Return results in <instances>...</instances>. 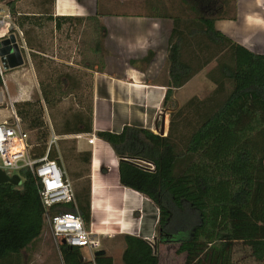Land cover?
<instances>
[{
	"label": "trees",
	"instance_id": "1",
	"mask_svg": "<svg viewBox=\"0 0 264 264\" xmlns=\"http://www.w3.org/2000/svg\"><path fill=\"white\" fill-rule=\"evenodd\" d=\"M3 1H8L16 17L19 0ZM231 1L235 0H181L176 14L163 17L174 23L165 67L169 90L164 105L171 108L167 136L136 128H126L122 134L96 133L119 159L121 185L148 198L159 212L154 243L124 236L123 264H160V245H177L176 253L185 255V264H235L238 243H250L254 256L264 260V55L252 53L216 29ZM54 3L38 0L39 7H50L49 13ZM49 13L41 15L55 24L57 32L64 26L80 32L77 65L86 70L82 73L67 65L55 69L50 81L41 83L42 97L15 104L24 129L37 134L34 158L45 155L51 139L45 110L73 92L77 107L69 110L59 136L93 134L94 72L106 68L107 29L100 20L105 14L100 4L93 17L54 18ZM21 20L16 24L24 32L30 18ZM153 57L151 53L144 63L148 65ZM212 63L216 67L208 79L215 90L176 109L174 90ZM59 144L71 145L63 149L65 160L72 155L87 166L88 173L75 193L76 204L57 205L51 214H79L90 229L92 152H78L76 139ZM49 158L62 166L56 149ZM21 174L25 179L21 186L0 185V264H30L25 252L41 239L46 227L37 180L29 171ZM60 254L63 264L87 263L80 248L62 245ZM94 262L114 264L107 254Z\"/></svg>",
	"mask_w": 264,
	"mask_h": 264
},
{
	"label": "crops",
	"instance_id": "2",
	"mask_svg": "<svg viewBox=\"0 0 264 264\" xmlns=\"http://www.w3.org/2000/svg\"><path fill=\"white\" fill-rule=\"evenodd\" d=\"M144 1H158L159 5L154 4L151 10L143 13H105L100 17L107 29L106 68L103 73L94 72L93 134L59 136L70 115L69 109H76L77 106L65 110L66 104L62 102L50 111L45 110L51 138L54 136L58 141L76 139L78 152H92L91 228L103 241L108 237L124 240L125 235L141 237L151 243L157 240V207L145 196L121 185L116 153L109 144L96 137L98 132L122 134L126 128L150 130L158 134L157 128L160 129L163 123L166 136L168 134L171 113L168 109L171 108L164 105L169 90V73L165 67L174 23L163 17L176 14L177 3L181 0L175 3L173 12L167 3L175 0ZM98 10L99 0H55L49 14L54 18H87L96 16ZM225 12L226 18L217 21L216 29L252 53L264 55V0L231 1ZM19 15L34 17L35 25L34 30L26 34L27 50L21 49L22 54L26 52L28 63L24 58V66L9 70L8 81H1L0 124L14 119L16 103L29 102L34 95L42 97L41 83H48L51 79L45 78V59L65 63L82 73L86 70L77 65L74 57L70 61H62L57 54L47 51L43 35L45 22L41 13ZM51 24L56 33L55 24ZM151 53L154 57L147 65L144 61ZM215 67L216 63L210 64L183 88L174 90L176 109L198 97V87L202 83L211 86V92L215 90L216 86L208 79V74ZM82 82L85 83L84 80ZM186 90L192 91L189 97L183 94ZM74 96L75 92L65 100L75 101ZM92 137L96 139L93 146L89 144ZM153 206L158 212L156 220L147 217ZM125 247L123 242L121 260ZM107 255L112 257L110 252ZM159 258L162 264L160 253ZM114 264H117L116 260Z\"/></svg>",
	"mask_w": 264,
	"mask_h": 264
},
{
	"label": "rangeland",
	"instance_id": "3",
	"mask_svg": "<svg viewBox=\"0 0 264 264\" xmlns=\"http://www.w3.org/2000/svg\"><path fill=\"white\" fill-rule=\"evenodd\" d=\"M150 2V1H144V0H99L100 4V10L107 14H135V13H143L145 10H151L154 4L159 5L158 1ZM178 0H175L174 2L167 3L169 9L171 11H174L175 3H177ZM179 3V2H178ZM177 3V4H178ZM6 4H8V1H6ZM16 10L18 12V15H16V23L17 19L18 22H21L24 17H29L30 20H28L24 26V32L25 31H32L34 30V17L22 15L20 16L19 13L22 14H31V13H45L50 10V7H39L38 6V0H19L16 6ZM169 12V11H168ZM170 13V12H169ZM44 19V18H43ZM44 38L46 43L47 51L50 54H57L58 58L62 61H70L73 57L76 58L75 61H79V41H80V32H73V29L69 28L68 26H64V29L62 32H53L52 30V24L49 22H46L44 20ZM69 28V30H68ZM43 33V32H42ZM23 55L25 58V61H27L26 52L23 51ZM45 78L52 77V74L54 73L55 69H61L63 66H65V63L56 62L54 60H50V62L45 59ZM69 67V66H68ZM22 70V69H20ZM1 78L2 80L8 81V71L4 74V77L0 75V84H1ZM47 78V80L49 79ZM2 86V84H1ZM3 87V86H2ZM212 87L208 85H202L198 87V98L204 99L211 95ZM211 92V93H210ZM210 93V94H209ZM183 94H185V97H189L190 94H192V91L186 90ZM38 96H33L32 100L36 99ZM31 100V101H32ZM63 103L66 105L65 110H68L70 107H76V101L73 99L63 100ZM61 102V103H62ZM62 103V104H63ZM61 104V105H62ZM184 103V105H186ZM183 105V106H184ZM182 106V107H183ZM70 110V109H69ZM170 112V109H168ZM14 119H11L9 123H13ZM27 131V130H26ZM31 138V144L32 147L36 143V132H29L27 131ZM159 134V133H158ZM51 141V139H50ZM60 143V142H59ZM64 145V146H63ZM59 144L58 148L56 150L58 151L60 155V162L62 163V166L66 169L69 179L72 182L74 192L76 193L81 187L82 184L85 183L87 180V166H83L80 162L73 159V156L70 155L68 157V161L64 158V148L70 149L71 145L68 144ZM71 173H74L75 176L80 175L78 179H74ZM9 178H12L16 175H18V172H13L12 174L6 173ZM20 175V174H19ZM18 175V176H19ZM21 184L17 186H21L23 183V177H20ZM157 210L153 206L152 209L148 212L147 217L148 219L156 220L157 218ZM156 236L158 237V230L156 233ZM124 242L123 238L119 239H109L106 238L104 241H102V249L105 250V252L112 255L114 260H116L117 264H123L120 256L121 252V245ZM107 249V250H106ZM160 256H161V263L162 264H185V255H177L176 251L178 249L177 245H160ZM83 256L85 257L86 261L92 260V256L88 252L87 249L82 251ZM25 256L30 259V264H63L61 255L59 250L57 249V246L55 244L54 238L52 236V233L50 231V228L48 227V224L46 223L45 231L43 236L39 241H37L27 252H25ZM234 260L235 264H264L263 261H259L253 254V246L250 243H238L235 245V252H234Z\"/></svg>",
	"mask_w": 264,
	"mask_h": 264
},
{
	"label": "built area",
	"instance_id": "4",
	"mask_svg": "<svg viewBox=\"0 0 264 264\" xmlns=\"http://www.w3.org/2000/svg\"><path fill=\"white\" fill-rule=\"evenodd\" d=\"M15 35L17 44L21 49L26 48L24 32L17 26L16 17L11 13L6 1L0 2V42ZM6 73L3 58L0 56V75ZM95 137L89 141L95 144ZM31 138L24 129L21 120L14 115V122L0 124V170L8 173L29 171L37 180L39 194L45 209V220L50 228L55 244L59 252L62 245L72 248L88 250L92 260L85 264H95L96 253L102 249V239L92 230L88 229L82 217L74 213L51 214L53 207L57 205L76 204L75 192L66 169L56 160H51L49 154L54 148H58V140L52 137L44 156L34 158ZM17 175V176H18ZM23 177V176H22ZM23 178V182H24ZM61 255V254H60Z\"/></svg>",
	"mask_w": 264,
	"mask_h": 264
},
{
	"label": "water",
	"instance_id": "5",
	"mask_svg": "<svg viewBox=\"0 0 264 264\" xmlns=\"http://www.w3.org/2000/svg\"><path fill=\"white\" fill-rule=\"evenodd\" d=\"M0 56L3 58V64L6 71L20 68L25 64L21 48L17 44L15 35H11L8 39L0 42ZM157 132L161 137L166 136L164 123L160 129L157 128ZM2 184H12L13 186H17L21 184L20 177L16 175L9 178L6 172L0 170V185ZM105 254V251H99L96 253V257L104 256Z\"/></svg>",
	"mask_w": 264,
	"mask_h": 264
}]
</instances>
